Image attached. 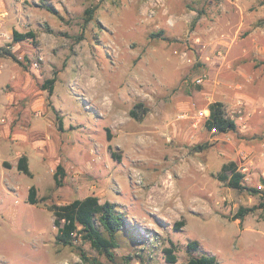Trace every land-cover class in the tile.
<instances>
[{
    "label": "rangeland",
    "instance_id": "374dc122",
    "mask_svg": "<svg viewBox=\"0 0 264 264\" xmlns=\"http://www.w3.org/2000/svg\"><path fill=\"white\" fill-rule=\"evenodd\" d=\"M0 48L20 62L0 51V264H169L170 242L178 262L264 264V0H0ZM212 101L234 130L206 128ZM230 161L262 193L219 181ZM87 195L129 222L115 262L55 239L48 206Z\"/></svg>",
    "mask_w": 264,
    "mask_h": 264
},
{
    "label": "trees",
    "instance_id": "16d2710c",
    "mask_svg": "<svg viewBox=\"0 0 264 264\" xmlns=\"http://www.w3.org/2000/svg\"><path fill=\"white\" fill-rule=\"evenodd\" d=\"M101 1V0H98ZM98 4L89 6L85 10V22L92 18V14ZM162 32L152 33L151 36L160 35ZM33 33L13 31L12 40L20 41L26 38L33 37ZM2 54L9 56L11 59L20 63L13 52L8 48H0ZM54 77L46 80L48 91L52 92ZM142 103L136 102L129 110V115L137 120H141L143 113H140ZM208 115L205 119V126L208 130L214 129L217 132H227L234 130L236 123L233 119L225 116L224 107L221 101H212L207 106ZM107 139L110 140V134L107 133ZM110 148V146H108ZM201 147V145H199ZM114 157L115 153L111 152ZM118 157V156H117ZM16 168L27 175H30L28 168L27 157L19 156L16 162ZM63 175V170L58 164L56 172L53 174V179L56 185H59ZM216 178L219 181L237 190H246L252 194H260L262 190L255 187H248L242 183L243 174L236 168L233 161L224 163ZM35 186L31 185L28 188L27 201L35 204ZM264 193V192H263ZM254 207H239L231 216V219L242 220L243 216L253 210ZM48 209L53 214V224L56 227L55 239L57 243L63 245H73L77 238L81 242H87L99 254H103L109 261L115 262L114 249L120 244V236L130 232L129 222L124 215L118 210L116 203L110 201L100 202L95 195H87L83 198H75L67 203L50 204ZM184 224L183 220L174 223V228L177 229ZM197 241L192 240L187 243L189 250L197 249ZM82 258L85 254L79 246H76ZM175 245L170 242V245L163 247L165 261L169 264H217V259L214 255H200L189 257L185 261L178 262L174 253ZM131 256L124 257V264H128ZM139 264H145L142 257L139 259Z\"/></svg>",
    "mask_w": 264,
    "mask_h": 264
},
{
    "label": "built area",
    "instance_id": "2783aa9c",
    "mask_svg": "<svg viewBox=\"0 0 264 264\" xmlns=\"http://www.w3.org/2000/svg\"><path fill=\"white\" fill-rule=\"evenodd\" d=\"M202 77H198V78H196V82L197 83H201L202 82ZM199 113H201V115L203 114L204 116H207L208 115V111L206 110V109H204L202 112L200 111ZM211 130H214V129H211Z\"/></svg>",
    "mask_w": 264,
    "mask_h": 264
}]
</instances>
